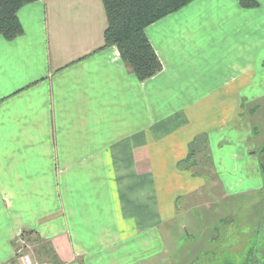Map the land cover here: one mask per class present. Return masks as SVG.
Returning a JSON list of instances; mask_svg holds the SVG:
<instances>
[{
  "label": "crops",
  "instance_id": "0c3cea01",
  "mask_svg": "<svg viewBox=\"0 0 264 264\" xmlns=\"http://www.w3.org/2000/svg\"><path fill=\"white\" fill-rule=\"evenodd\" d=\"M253 1L192 0L146 27L162 70L143 82L104 47L101 0L17 11L22 34L0 36V264H19L20 237L48 264L165 253L194 186L184 151L226 134L241 113L232 94L264 67V0Z\"/></svg>",
  "mask_w": 264,
  "mask_h": 264
},
{
  "label": "rangeland",
  "instance_id": "374dc122",
  "mask_svg": "<svg viewBox=\"0 0 264 264\" xmlns=\"http://www.w3.org/2000/svg\"><path fill=\"white\" fill-rule=\"evenodd\" d=\"M232 96L240 117L224 135L198 137L178 163L194 188L180 195L167 249L152 264H264V67H249L246 90ZM18 249L19 264L24 255L46 263L32 246Z\"/></svg>",
  "mask_w": 264,
  "mask_h": 264
},
{
  "label": "trees",
  "instance_id": "16d2710c",
  "mask_svg": "<svg viewBox=\"0 0 264 264\" xmlns=\"http://www.w3.org/2000/svg\"><path fill=\"white\" fill-rule=\"evenodd\" d=\"M39 0H0V36L11 41L22 34L17 11ZM107 26L104 47L115 46L126 68L138 81L157 75L162 66L144 30L164 16L178 11L192 0H101ZM243 8H255L253 0H239ZM264 153V147L262 150ZM264 169V167H263ZM24 235V234H23Z\"/></svg>",
  "mask_w": 264,
  "mask_h": 264
},
{
  "label": "built area",
  "instance_id": "2783aa9c",
  "mask_svg": "<svg viewBox=\"0 0 264 264\" xmlns=\"http://www.w3.org/2000/svg\"><path fill=\"white\" fill-rule=\"evenodd\" d=\"M27 240L28 239H26V238H22V237H20L19 239H18V242H17V245H19V247H24V246H26V248L28 247V243H27ZM18 251H19V249H18ZM20 252V251H19ZM21 263L22 264H40V263H37V262H35L33 259H31V257L30 256H28V255H24V256H22L21 257ZM41 264H48V263H41Z\"/></svg>",
  "mask_w": 264,
  "mask_h": 264
}]
</instances>
